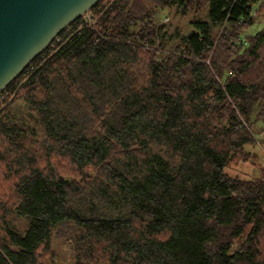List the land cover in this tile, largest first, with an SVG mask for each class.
Wrapping results in <instances>:
<instances>
[{
    "label": "trees",
    "instance_id": "1",
    "mask_svg": "<svg viewBox=\"0 0 264 264\" xmlns=\"http://www.w3.org/2000/svg\"><path fill=\"white\" fill-rule=\"evenodd\" d=\"M90 11L3 89L0 264H264V0Z\"/></svg>",
    "mask_w": 264,
    "mask_h": 264
},
{
    "label": "water",
    "instance_id": "2",
    "mask_svg": "<svg viewBox=\"0 0 264 264\" xmlns=\"http://www.w3.org/2000/svg\"><path fill=\"white\" fill-rule=\"evenodd\" d=\"M98 0H0V91Z\"/></svg>",
    "mask_w": 264,
    "mask_h": 264
},
{
    "label": "rangeland",
    "instance_id": "3",
    "mask_svg": "<svg viewBox=\"0 0 264 264\" xmlns=\"http://www.w3.org/2000/svg\"><path fill=\"white\" fill-rule=\"evenodd\" d=\"M173 10H170V11H167L166 9H163L160 11L159 15H160V22H169L170 21V17H171V14H172ZM192 13H190L188 16L189 17H192ZM187 17V19L189 18ZM187 19L186 17L185 18H177V17H174L173 20H172V23L173 25L176 24V23H180L182 25V29L185 30L186 29V25H187ZM255 28V25H253L251 28L248 29V32H253V29ZM259 137H261V135H259ZM248 149L254 151L255 153L258 154V159L256 160V162L260 163L263 167H264V143H258L256 147H248ZM257 167H253V166H250V165H238V166H232V168L230 169L231 172H250V174L252 175H260L259 174V169L257 170L256 169ZM253 169H256V170H253ZM261 172V170H260ZM65 252H67L66 250H64Z\"/></svg>",
    "mask_w": 264,
    "mask_h": 264
},
{
    "label": "built area",
    "instance_id": "4",
    "mask_svg": "<svg viewBox=\"0 0 264 264\" xmlns=\"http://www.w3.org/2000/svg\"><path fill=\"white\" fill-rule=\"evenodd\" d=\"M84 19L86 20L87 23L92 24L93 23V19L95 18V15L93 14L92 11H90V9L88 11H86L83 15ZM56 39V37L54 38ZM51 44V43H50ZM7 91H0V98H3L6 95Z\"/></svg>",
    "mask_w": 264,
    "mask_h": 264
}]
</instances>
